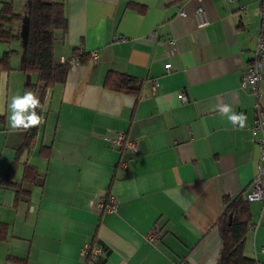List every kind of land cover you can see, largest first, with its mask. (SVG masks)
Listing matches in <instances>:
<instances>
[{"label": "crops", "instance_id": "obj_1", "mask_svg": "<svg viewBox=\"0 0 264 264\" xmlns=\"http://www.w3.org/2000/svg\"><path fill=\"white\" fill-rule=\"evenodd\" d=\"M13 3L26 13L28 0ZM261 5L64 0L53 57L79 63L47 92L43 123L20 153L27 130H11L8 104L37 75L21 68V39L0 42V56L17 50L0 68V264H217L215 223L264 167L252 132L256 95L241 86ZM198 6L206 26L196 23ZM122 77L135 88L121 87ZM257 92L264 108V65ZM241 112L243 128L228 120ZM116 131L137 150L112 148ZM110 195L113 210L97 206ZM247 206L243 252L264 264V200ZM152 227L158 237H147ZM86 244L101 252L91 259Z\"/></svg>", "mask_w": 264, "mask_h": 264}, {"label": "trees", "instance_id": "obj_2", "mask_svg": "<svg viewBox=\"0 0 264 264\" xmlns=\"http://www.w3.org/2000/svg\"><path fill=\"white\" fill-rule=\"evenodd\" d=\"M18 23L20 26H13ZM64 0H28L26 13L16 11L12 1L0 2V42L22 41L23 60L21 68L25 72L36 73L35 81H26L24 88L33 91L43 106L47 92L55 84L65 80L69 70L68 59L56 62L53 57L54 31L66 27ZM16 49H8L0 56V68H9V57ZM82 61L83 54L74 51ZM120 86L135 88L134 79L122 77ZM42 115L43 107L36 109ZM38 126L27 130L26 138L18 149L20 153L30 146ZM13 165L9 169L10 175ZM231 219L228 221V215ZM247 201L237 197L225 204L224 211L215 225L219 231L221 247L217 264H255L243 252L244 239L249 221Z\"/></svg>", "mask_w": 264, "mask_h": 264}, {"label": "built area", "instance_id": "obj_3", "mask_svg": "<svg viewBox=\"0 0 264 264\" xmlns=\"http://www.w3.org/2000/svg\"><path fill=\"white\" fill-rule=\"evenodd\" d=\"M195 19L198 26H206L208 21L206 19L205 13L201 6H198L195 9ZM259 19L261 28L258 31L256 38V46L254 49V58L250 65L245 69L243 79L241 81V86L243 88L247 87L256 95V101L254 103L255 117L252 126V132L255 135L254 141L260 148L259 161H264V108L261 107L258 100L257 92V82L262 76V65H264V0H262V5L259 11ZM122 38L120 35L116 34L115 39ZM93 61H96L95 53H91ZM65 61V60H63ZM62 61V62H63ZM69 67L73 68L79 63V58L77 56H72L68 59ZM180 98L182 101H185L186 96L181 93ZM109 145L112 148H125L130 151L137 150V141L130 139L126 136V133L123 131L114 132L113 136L107 137ZM247 201L253 200H264V167H260L257 175L253 178L251 182L250 189L244 195ZM98 207H104L107 210H113L115 203L114 198L110 195L107 199L101 197L98 204ZM249 228H253L254 224L249 223ZM147 237L153 238L158 237L156 228L152 227L148 233ZM82 252L89 256L91 259H94L100 252V248L86 244Z\"/></svg>", "mask_w": 264, "mask_h": 264}, {"label": "clouds", "instance_id": "obj_4", "mask_svg": "<svg viewBox=\"0 0 264 264\" xmlns=\"http://www.w3.org/2000/svg\"><path fill=\"white\" fill-rule=\"evenodd\" d=\"M42 107L38 96L33 91H25L23 95L16 94L11 96L8 104L10 114L7 117L11 130H28L43 123V116L36 111L37 108L42 109ZM221 111L223 114H228L231 108L226 105ZM228 120L233 124L239 123L240 127L243 128L246 117L242 112L239 115L232 113L228 116Z\"/></svg>", "mask_w": 264, "mask_h": 264}, {"label": "rangeland", "instance_id": "obj_5", "mask_svg": "<svg viewBox=\"0 0 264 264\" xmlns=\"http://www.w3.org/2000/svg\"><path fill=\"white\" fill-rule=\"evenodd\" d=\"M0 1H12V3H13V1L14 0H0ZM13 5H14V3H13ZM15 7V6H14ZM17 11V10H16Z\"/></svg>", "mask_w": 264, "mask_h": 264}, {"label": "water", "instance_id": "obj_6", "mask_svg": "<svg viewBox=\"0 0 264 264\" xmlns=\"http://www.w3.org/2000/svg\"><path fill=\"white\" fill-rule=\"evenodd\" d=\"M230 219H231V214L228 215V221H230Z\"/></svg>", "mask_w": 264, "mask_h": 264}]
</instances>
